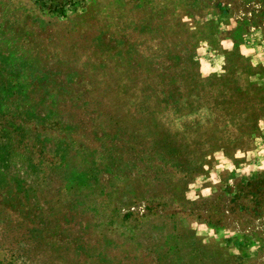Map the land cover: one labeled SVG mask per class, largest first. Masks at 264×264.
Wrapping results in <instances>:
<instances>
[{
    "label": "rangeland",
    "instance_id": "rangeland-1",
    "mask_svg": "<svg viewBox=\"0 0 264 264\" xmlns=\"http://www.w3.org/2000/svg\"><path fill=\"white\" fill-rule=\"evenodd\" d=\"M262 120L264 0H0V264H264Z\"/></svg>",
    "mask_w": 264,
    "mask_h": 264
},
{
    "label": "clouds",
    "instance_id": "clouds-1",
    "mask_svg": "<svg viewBox=\"0 0 264 264\" xmlns=\"http://www.w3.org/2000/svg\"><path fill=\"white\" fill-rule=\"evenodd\" d=\"M185 19H187V17H185ZM225 46H231V41L230 40H224V41H221ZM242 51L245 52V54H247L248 51H250V49L248 48H245L242 46ZM253 63H255V58L253 59ZM219 65H217L218 67ZM261 126L264 127V120L261 121ZM258 142H259V137L257 138ZM260 152H264V146H261V148L259 149ZM217 155L220 157L221 159V163L217 165V168H223V167H228L229 169L235 167L234 164L231 163V161H228L227 158L223 157L222 154L220 153H217ZM237 156H243L244 153L243 152H240V151H237L236 153ZM253 166H258V167H261V168H264V157L261 158V161L258 165H253ZM205 167H207V165H205ZM242 171H247L248 168L247 167H244L243 169H241ZM213 178L215 179L216 176H215V173H213ZM199 181V178L197 180V182ZM203 191L205 193H207L209 191L208 188H205L203 189ZM189 195H193L192 193H189ZM203 227V226H201Z\"/></svg>",
    "mask_w": 264,
    "mask_h": 264
}]
</instances>
